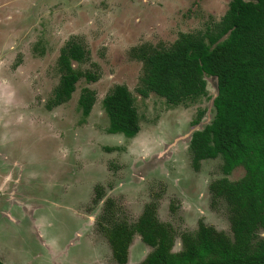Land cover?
Here are the masks:
<instances>
[{"label":"rangeland","instance_id":"obj_1","mask_svg":"<svg viewBox=\"0 0 264 264\" xmlns=\"http://www.w3.org/2000/svg\"><path fill=\"white\" fill-rule=\"evenodd\" d=\"M229 0H0V259L6 264H117L103 227L134 223L147 203L179 234L202 220L231 235L229 209L209 191L217 178L237 180L241 166L222 171L220 157L191 163L193 130L214 116L216 78L207 93L178 104L137 87L142 62L130 49L169 47L179 32L204 31ZM88 52L71 98L49 108L60 72L57 58L69 40ZM124 84L134 96L140 130L109 133L102 98ZM95 92L83 116L78 96ZM199 109L201 119L193 123ZM5 159V160H4ZM14 185V186H13ZM12 187L15 190L12 191ZM264 236L257 230L255 242ZM135 233L125 264L151 251Z\"/></svg>","mask_w":264,"mask_h":264},{"label":"trees","instance_id":"obj_2","mask_svg":"<svg viewBox=\"0 0 264 264\" xmlns=\"http://www.w3.org/2000/svg\"><path fill=\"white\" fill-rule=\"evenodd\" d=\"M140 60L143 73L137 91L150 92L178 104L207 93L205 75L217 80L213 99L214 116L203 129L192 132L189 148L194 169L200 161L220 156L222 171L229 174L241 166L237 180L225 177L209 184L215 197H222L229 209L232 236L199 222L195 232L181 233L182 249L172 251L174 231L161 222L152 203L145 204L137 220L114 222L103 227L114 260L125 264L135 233L152 250L139 264H264V0H230L220 18L204 31L179 32L169 47L142 43L130 49ZM88 52L81 43L69 40L61 49L57 64L61 72L53 103L66 101L84 76L96 74L72 66ZM95 93L83 88L78 103L87 115ZM111 133L133 137L140 129L134 98L125 85L116 84L102 99ZM199 109L193 123L201 119ZM0 264H4L0 259Z\"/></svg>","mask_w":264,"mask_h":264},{"label":"flooded vegetation","instance_id":"obj_3","mask_svg":"<svg viewBox=\"0 0 264 264\" xmlns=\"http://www.w3.org/2000/svg\"><path fill=\"white\" fill-rule=\"evenodd\" d=\"M230 1V0H229ZM229 4V3H228ZM225 13V12H224ZM223 16V15H222ZM221 16V17H222ZM220 17V18H221ZM220 20V19H219ZM178 36V35H177ZM177 38V37H176ZM175 41V40H174ZM173 41V42H174ZM172 42V43H173ZM140 45V44H139ZM64 47V46H63ZM61 51V50H60ZM60 54V53H59ZM59 56V55H58ZM134 58V57H133ZM136 59V58H135ZM57 60H58V58H57ZM73 62L74 61H72V66H73ZM75 62H78V61H75ZM82 62V61H81ZM57 66H58V64H57ZM143 66V65H142ZM73 68H74V66H73ZM59 69V68H58ZM76 69V68H75ZM77 70V69H76ZM80 71V70H79ZM59 72H60V70H59ZM83 72V71H82ZM84 72H86V71H84ZM94 73V72H93ZM60 75H61V72H60ZM81 77H84V76H81ZM80 77V78H81ZM214 77V76H213ZM79 78V79H80ZM85 79H86V77H84ZM78 79V80H79ZM59 80H60V78H59ZM77 80V81H78ZM96 80V79H95ZM95 80H89V81H95ZM58 83H59V81H58ZM77 83V82H76ZM76 83H75V88H76ZM58 85V84H57ZM57 85H56V87H57ZM122 85H124V84H122ZM56 87L54 88V90H53V95H52V98H51V101H50V104L48 105L49 106V108H52V107H54V106H58V105H60V104H62V103H64V102H66L67 100H69L70 98H71V96H72V94H73V92L75 91V89H74V91L71 93V96L66 100V101H63V102H61V103H58V104H54L53 103V98H54V91H55V89H56ZM127 87V86H126ZM84 88H88V87H84ZM90 89V88H89ZM92 90V89H91ZM129 90V89H128ZM130 91V90H129ZM81 93V92H80ZM80 93H79V95H80ZM95 93V92H94ZM139 93V92H138ZM151 93V92H150ZM149 93V94H150ZM154 93V92H153ZM132 94V93H131ZM148 94V95H149ZM147 95V96H148ZM133 96V95H132ZM146 96V97H147ZM95 97H96V95H95ZM143 97V96H142ZM133 98H134V96H133ZM78 99H79V96H78ZM103 99V98H102ZM96 101V100H95ZM102 102V101H101ZM95 103V102H94ZM78 105H79V103H78ZM94 105V104H93ZM93 105H92V107H93ZM80 107V106H79ZM92 107H91V110H92ZM136 107V106H135ZM104 109V108H103ZM137 109V108H136ZM80 110H81V108H80ZM91 110H90V112H91ZM89 112V113H90ZM81 113H82V111H81ZM89 113L87 114V115H89ZM106 113V112H105ZM137 113H138V111H137ZM82 115H83V113H82ZM87 115H83V116H87ZM107 115V114H106ZM138 116H139V114H138ZM108 117V116H107ZM108 125H109V119H108ZM139 126H140V117H139ZM108 128V127H107ZM140 130V129H139ZM107 131H108V129H107ZM109 132V131H108ZM109 133H111V132H109ZM116 133H118V132H116ZM138 133V132H137ZM120 134H122V133H120ZM123 135V134H122ZM126 137V136H125ZM134 137V136H133ZM127 138H132V137H127ZM190 149V148H189ZM190 153H191V151H190ZM217 157H220V156H217ZM216 158V157H215ZM221 158V157H220ZM206 159H212V158H206ZM202 160H205V159H202ZM201 160V161H202ZM201 161H200V164H201ZM192 163V162H191ZM200 164H199V166H200ZM193 167V166H192ZM236 168V167H235ZM198 169H199V167H198ZM195 170H197V169H195ZM217 179H219V178H217ZM215 180V179H214ZM213 181V180H212ZM211 181V182H212ZM210 182V183H211ZM209 183V184H210ZM145 206V205H144ZM144 208V207H143ZM143 211V210H142ZM141 211V212H142ZM141 214V213H140ZM157 215V214H156ZM139 217V216H138ZM159 219V218H158ZM162 222V221H161ZM199 222H203L204 224H206V225H210V224H207V223H205L204 221H202V220H199L198 221V224H199ZM230 222V221H229ZM129 223V222H128ZM163 223H165V222H163ZM129 224H132V223H129ZM167 224V223H166ZM198 224H197V227H196V229L198 228ZM169 225V224H168ZM169 226H171V225H169ZM210 226H212L213 228H215L213 225H210ZM172 227V226H171ZM172 229H173V227H172ZM196 229L194 230V231H183V232H195L196 231ZM216 229V228H215ZM217 231H221V230H218V229H216ZM231 230V229H230ZM173 231H174V238H173V245H172V251H174V252H176L174 249H173V246H174V241H175V237H176V232H175V230L173 229ZM104 232V231H103ZM183 232H181V233H183ZM222 232H224V231H222ZM181 233L179 234V239H180V242H181ZM225 233V232H224ZM139 235V234H138ZM228 235V234H227ZM104 236H105V234H104ZM229 236H232V233H231V235H229ZM106 237V236H105ZM264 237V236H263ZM133 238V237H132ZM107 239V238H106ZM108 241V240H107ZM146 244V243H145ZM110 246V245H109ZM149 246V245H148ZM151 247V246H150ZM152 248V247H151ZM111 249V248H110ZM182 249V242H181V248L179 249V250H177V251H180ZM152 250V249H151ZM150 252V251H149ZM148 252V253H149ZM147 253V254H148ZM112 254V253H111ZM146 254V255H147ZM113 257V256H112ZM114 259V258H113ZM115 261V260H114ZM116 262V261H115ZM141 262V261H140ZM117 263V262H116ZM117 264H119V263H117Z\"/></svg>","mask_w":264,"mask_h":264},{"label":"water","instance_id":"obj_4","mask_svg":"<svg viewBox=\"0 0 264 264\" xmlns=\"http://www.w3.org/2000/svg\"><path fill=\"white\" fill-rule=\"evenodd\" d=\"M216 82H217V80H216ZM216 94H217V92H216ZM215 96H216V95H215ZM215 96H214V97H215ZM214 97H213V99H214ZM212 103H213V100H212ZM214 113H215V111H214ZM209 123H210V122H209ZM207 124H208V123H207ZM204 126H205V125H204ZM204 126H203L202 128H200V129H195V130H201V129L204 128ZM195 130H193V131H195ZM193 131H192V132H193ZM191 135H192V133H191ZM190 138H191V136H190ZM189 142H190V140H189ZM4 160H5V159H4ZM13 186H14V185H13ZM13 190H15L14 187H12V191H13ZM3 263H4V262H3ZM4 264H6V263H4Z\"/></svg>","mask_w":264,"mask_h":264},{"label":"crops","instance_id":"obj_5","mask_svg":"<svg viewBox=\"0 0 264 264\" xmlns=\"http://www.w3.org/2000/svg\"><path fill=\"white\" fill-rule=\"evenodd\" d=\"M1 189V188H0Z\"/></svg>","mask_w":264,"mask_h":264}]
</instances>
